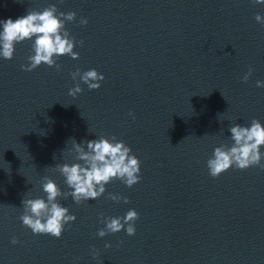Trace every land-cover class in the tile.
Returning <instances> with one entry per match:
<instances>
[{"label": "water", "instance_id": "obj_1", "mask_svg": "<svg viewBox=\"0 0 264 264\" xmlns=\"http://www.w3.org/2000/svg\"><path fill=\"white\" fill-rule=\"evenodd\" d=\"M49 5L76 13L65 29L83 44L74 46L77 59L59 57V69L21 70L32 40L15 44L12 59L0 57V264H264V171L230 167L213 178L207 168L215 147L231 146L230 126H264V86H256L264 81V26L254 19L264 4L0 0V20ZM77 68L103 74L100 87L74 81ZM76 83L82 91L73 97ZM100 136L130 147L140 181L128 188L112 180L79 205L58 197L76 219L59 239L33 234L19 219L21 201L46 199L45 176L71 191L55 166L78 162L71 139ZM129 209L138 213L134 235H97L101 214Z\"/></svg>", "mask_w": 264, "mask_h": 264}, {"label": "clouds", "instance_id": "obj_2", "mask_svg": "<svg viewBox=\"0 0 264 264\" xmlns=\"http://www.w3.org/2000/svg\"><path fill=\"white\" fill-rule=\"evenodd\" d=\"M253 4H264V0H252ZM76 18L74 12H58L55 5H49L42 11H27V14L13 19L0 20V57L10 60L15 51V44L24 40H32V48L27 57L28 64L21 65V70L32 71L42 63L48 67L60 68L56 62L60 56L68 55L72 59H77L79 54L73 51L75 44H83V41H75L65 29V21L72 22ZM254 19L264 26V17L256 14ZM80 24H86L87 20L81 18ZM252 68L243 75L242 82H247L252 75ZM75 81L79 77L80 81L87 85L89 90L100 87L99 81L104 79L103 74H99L95 69L81 72L79 68L71 73ZM257 87L264 86V81H256ZM82 91L80 84L69 89L68 94L75 97ZM129 115H132L129 113ZM133 119L135 117L133 116ZM231 146L220 144L215 147L212 156L207 160L209 175L213 178L234 167L245 170L252 166H258L264 171V164L261 163L264 152L260 151L264 146V126L252 119L250 126L234 124L230 126ZM72 140V149L75 150V161L71 165L64 163L56 165L58 171L64 177V183L71 191L61 192L60 188L53 180L47 176L41 181L42 191L45 198L23 199V213L19 219L22 225L29 228L33 234H47L59 239L64 231L65 225L71 224L76 217L69 214V209L61 206L57 198L63 196L65 199L71 197L77 204L86 202L89 199H97L105 193V185L112 180H120L128 188L138 183L141 179L140 161L131 154V149L123 141L117 140L115 136L110 139L100 136L98 139L81 141L77 143ZM86 145V149H85ZM108 199L119 202L121 199L128 203L126 197L108 194ZM100 222L103 228L98 229L97 235L104 237L106 234L117 233L122 229L128 236L135 234L134 222L138 219V213L134 209H129L123 217H103ZM126 226V227H125ZM12 244L18 243L13 238ZM111 247L105 244V248ZM95 256V252L92 253Z\"/></svg>", "mask_w": 264, "mask_h": 264}]
</instances>
